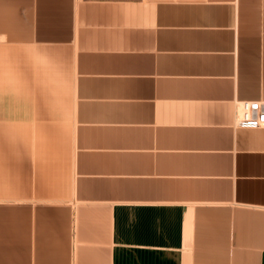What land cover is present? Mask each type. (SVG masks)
<instances>
[{"label": "crops", "instance_id": "crops-1", "mask_svg": "<svg viewBox=\"0 0 264 264\" xmlns=\"http://www.w3.org/2000/svg\"><path fill=\"white\" fill-rule=\"evenodd\" d=\"M264 0H0V264H264Z\"/></svg>", "mask_w": 264, "mask_h": 264}, {"label": "built area", "instance_id": "built-area-1", "mask_svg": "<svg viewBox=\"0 0 264 264\" xmlns=\"http://www.w3.org/2000/svg\"><path fill=\"white\" fill-rule=\"evenodd\" d=\"M236 124L248 127H264V102L244 100L236 112Z\"/></svg>", "mask_w": 264, "mask_h": 264}]
</instances>
